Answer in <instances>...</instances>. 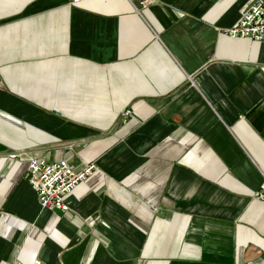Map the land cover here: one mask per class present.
I'll return each mask as SVG.
<instances>
[{"label":"crops","instance_id":"0c3cea01","mask_svg":"<svg viewBox=\"0 0 264 264\" xmlns=\"http://www.w3.org/2000/svg\"><path fill=\"white\" fill-rule=\"evenodd\" d=\"M153 1L0 0V262L264 264L256 0ZM33 157L97 168L43 210Z\"/></svg>","mask_w":264,"mask_h":264},{"label":"built area","instance_id":"2783aa9c","mask_svg":"<svg viewBox=\"0 0 264 264\" xmlns=\"http://www.w3.org/2000/svg\"><path fill=\"white\" fill-rule=\"evenodd\" d=\"M70 5H79L90 0H68ZM132 4L146 7L153 4V0H129ZM232 39H251L264 43V2L256 0L243 14L241 20L225 32ZM126 111L123 117H128ZM20 156V155H19ZM16 159L18 154H10ZM95 164H89L81 171H74L66 161L47 162L44 159L33 157L29 159V183L37 193L38 201L43 210L69 211L66 198L96 170ZM257 201L264 203V182L259 192L255 194ZM0 264H24L11 262ZM35 264H45L36 262Z\"/></svg>","mask_w":264,"mask_h":264}]
</instances>
